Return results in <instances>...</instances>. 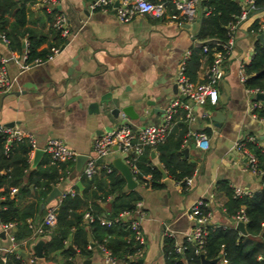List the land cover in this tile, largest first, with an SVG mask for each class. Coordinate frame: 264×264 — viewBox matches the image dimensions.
I'll return each instance as SVG.
<instances>
[{"label":"crops","instance_id":"crops-1","mask_svg":"<svg viewBox=\"0 0 264 264\" xmlns=\"http://www.w3.org/2000/svg\"><path fill=\"white\" fill-rule=\"evenodd\" d=\"M87 2L88 0H58L54 7L56 11L65 14L70 34L62 36L59 33L65 39V42L60 43V52L44 62L25 61L23 54L27 38H21L19 49H12L8 41L0 36V54L6 59V72L12 80L10 91L0 93V124L13 123L16 132L34 138L35 147L28 158L30 169L47 166L49 155L44 146L50 137L61 138L76 152L87 155L92 153V143L97 135L109 126L120 124L121 114L113 117L109 113L102 115L89 112L88 103L98 100L101 95L107 92L112 94V107L132 103L140 110L145 106L146 110L141 112L145 115L146 124H159L163 120V112L152 109H164L176 97L183 99L178 89L174 91L173 86L184 53L190 50L185 70L194 81L203 80L209 64L208 55L194 50L202 40L198 35L204 9L202 5L194 22L178 24L150 14H136L129 21H120L114 13L89 10ZM26 6V25L48 36V40L38 48L47 47L48 41L54 43L56 30L51 24L53 12L50 11V3L31 0ZM254 20L258 24L264 20V7L252 9L235 32L234 50L224 66V79L229 87L226 102L222 103L219 99L214 104L210 101L192 104L195 119H188L182 106L176 107L165 141L167 146L164 145L163 150L146 146L140 155L161 170V177L156 179L157 186L150 184L151 173H142L141 181L134 179L136 186L133 189L141 195L145 209V216L141 219L145 244L140 264H164L161 251L164 229L172 231L176 242H184L185 234L195 225L191 207L197 199L203 198L207 202L208 224L236 227L234 215L225 206L228 189L233 192V187L241 186L254 192L262 188L260 175L246 168L245 156L237 150L235 144L239 137L247 134L256 135L259 141L264 140V120L251 114L252 95L238 75L239 63H249L254 54L255 41H261L258 38L261 32L250 29ZM219 90L222 95V82ZM118 98L121 99L120 102ZM135 99H140L141 103H136ZM147 100H153L154 104H146ZM215 111L224 115L220 122L212 120L211 115ZM125 121L136 127L143 125V120L140 119L127 118ZM199 131L206 132L209 138L206 149L195 143L194 135ZM179 140L181 148L178 151L182 152L183 158L195 164L193 174L186 177L188 181L185 182V188L168 174L160 160L162 151H174L173 143ZM193 143L195 146H192ZM185 147H188V155L182 151ZM37 149L42 151L36 153ZM116 157L124 162L122 154L117 150L108 154L105 160L121 174L113 163ZM70 161H73L72 168L67 165ZM61 163H66L67 169L53 184L61 193L46 202L53 187L47 192L41 203V208L45 210L49 205L58 203L60 195L69 189L81 193L84 188L81 179L84 176V163L78 169L76 158L60 160L55 164L59 172H63ZM137 169L139 172L138 167ZM145 180L147 183L143 184ZM125 190H129L126 184ZM18 197L16 190L15 198ZM99 203L108 208L106 202ZM38 218L39 216H35V219H31L34 225L41 223ZM14 229L15 224L12 232ZM48 237V233L35 235L32 232L29 242L25 244V259L31 252L35 254L33 246L39 239H43L45 243ZM0 239L3 246L8 245L6 235L4 238L0 236ZM72 246L76 252L71 251L72 254L68 257L71 264H107L96 244H90L87 254H81ZM54 256L60 262L63 261L60 255ZM50 261L55 260L44 255L36 256L30 264H49Z\"/></svg>","mask_w":264,"mask_h":264},{"label":"trees","instance_id":"trees-1","mask_svg":"<svg viewBox=\"0 0 264 264\" xmlns=\"http://www.w3.org/2000/svg\"><path fill=\"white\" fill-rule=\"evenodd\" d=\"M28 1L31 0H0V32L5 35L12 49H19L21 38H27L26 62L36 57L45 59L50 53L51 46H60L61 41L65 42L64 37H61L58 30L53 27L56 30L55 42L48 41L47 47L38 48L40 44L48 40V36L26 25ZM255 4V9L262 8L264 0H256ZM202 6L204 9L198 32L201 41L209 37L227 40L229 35L226 25L234 19V15L240 12L239 2L237 0H203ZM206 8H210V11L206 12ZM258 26L257 20H254L250 29L258 32ZM194 50L208 55V62L211 61L210 50H204L201 45ZM194 53L197 54V52ZM245 73L243 81L245 87L264 86V42L259 39L255 41L251 60L245 63ZM257 112L259 115H264V107L257 109ZM167 137L156 147L163 150ZM5 138L6 134L0 131V187L2 188L0 194L5 195V198L0 200V222H14L13 234L16 241L20 243L23 254L19 253L17 256L15 252H6L5 259L0 258V264H24L27 255L25 244L29 242L33 232L28 219L39 216V221H43L46 210L41 208V203L58 177L65 173L67 165L73 167V161L68 162L67 165L61 163L63 172H59L55 165L58 162L50 164V156H48L47 166L30 169L28 158L32 147L27 137L14 140L8 150H5ZM180 142L179 140L173 143L174 151L172 149L166 153L162 151L160 160L168 174L173 176L182 188H185V179L193 174L195 164L182 157V152L178 151L181 148ZM249 146L258 159V174L262 188L241 196H234L232 190L228 189V200L225 202L227 211L233 215L241 207L244 208L247 216L244 223L245 233L236 227L208 224L202 250L198 253L196 252L197 244L186 240L183 242L185 245L183 251L176 253L174 237L164 235L161 245L164 264H201V253L208 259L217 258L209 264H264V149L255 143H250ZM136 164L140 170L135 175L136 179L141 181L142 173H151L150 184L157 186L156 179L161 177L160 168L150 164L142 156H139ZM81 179L84 182L81 193L74 195L66 193L57 205L56 223L50 229L49 237L43 245L44 257L54 259L57 264H71L68 257L72 253L68 249V243L74 245L81 254H87L91 248L90 244L93 243L98 247L99 245L107 247L119 260L127 259V255L139 247L128 225L129 221L121 218L111 225H103L96 217L111 218L123 210H132L136 200L141 199V195L136 189L125 190L126 180L115 168L111 171L102 168L93 177L82 176ZM13 186L17 187L18 199L9 195V190ZM99 201L106 202L108 208H104ZM85 210H89L96 217L92 221H86L83 217ZM56 254L63 258L62 262L54 256ZM128 264H140V257L129 260Z\"/></svg>","mask_w":264,"mask_h":264},{"label":"built area","instance_id":"built-area-1","mask_svg":"<svg viewBox=\"0 0 264 264\" xmlns=\"http://www.w3.org/2000/svg\"><path fill=\"white\" fill-rule=\"evenodd\" d=\"M50 3V11L53 12L52 27H54L62 36H68L70 34L67 18L62 11H56L55 5L58 0H41ZM203 0H88L87 7L89 10H101L103 12H111L116 15L120 21H129L136 14H150L157 18H167L169 21H175L178 24L192 23L198 17V9L201 7ZM256 0H239L241 6L240 12L234 15V19L230 20L226 27L228 32V39L222 41L216 37H209L200 41L198 44L203 47L204 50H210L211 61L209 62L202 81L192 80L185 72V61L190 55V50H187L183 58L180 61L177 73L174 81L176 83L178 92L182 95L183 99L174 98L171 99L168 105L163 111V120L159 124H145L142 126H135L131 122L124 121L120 124L112 126L110 129L104 130L97 135L92 143V153L87 154L84 161L82 174L91 178L97 174L100 169L111 171L112 166L105 160V157L112 151L117 150L122 154L124 162L129 166L132 176L136 179L137 160L143 153L146 146L156 147L159 143L166 139L168 130L172 120V114L176 107L182 106L186 110V117L188 119H195L192 112V104H203L206 101L216 103L219 101L220 90L219 86L224 78V66L228 58L231 56L234 50V37L235 32L238 30L240 24L248 17V13L256 8ZM206 12L210 11V8L205 9ZM258 32L264 33V20L259 22ZM0 36L8 41L3 33L0 32ZM210 45V47H209ZM60 46H51L50 53L46 55L45 59L34 58L27 63H41L51 59L60 52ZM24 59L26 61L27 55L24 51ZM5 57L0 54V93H6L12 88V80L8 77L5 68ZM238 75L241 81H244L245 63L244 61L239 63ZM247 88V87H246ZM247 91L252 95L250 103L251 114L259 119L264 120V115H259L257 109L264 107V100L256 98L257 93L264 94V86L247 88ZM0 131L6 134L5 138V150H8L12 146V142L22 137H27L31 147H35L34 138L31 135L23 136L16 132L13 126L6 124H0ZM195 143L197 146L206 149L209 144V138L204 131L195 133ZM255 143L264 149V140L259 139L254 134H247L239 137L235 144L239 152L245 156L246 168L253 173L259 172L257 166V156L251 150L249 144ZM44 150L48 152L50 161L52 163L60 160H74L79 154L68 145L64 143L61 138L50 137L44 146ZM61 178V177H60ZM138 180V179H136ZM188 180L186 179L185 182ZM147 181H143L146 184ZM179 183V182H178ZM17 187L13 186L9 190L11 197L15 196ZM66 193L74 195L75 189H69L67 192L62 193V198ZM251 191L241 187H233V195L241 196L244 194H250ZM5 195L0 194V200H3ZM60 198V200H61ZM59 200V201H60ZM58 201V203H59ZM49 205L46 208L43 221L38 225H34L31 219H28L30 227L33 229V234L39 235L41 233H49L50 229L54 227L56 223L57 205ZM207 202L203 198H199L191 207V214L195 221V225L192 229L185 234V240L194 242L197 244L196 252H200L202 244L205 241V235L208 232V220L209 211L206 210ZM145 216V209L142 199H138L135 202V206L132 210H123L117 216L105 217L95 216L89 210H85L83 217L86 221H92L95 217L103 225H111L114 222H118L121 218L127 219L128 225L133 231L134 240L139 244V247L133 252L127 255V259L119 260L110 249L103 245H99L101 253L103 255V261L107 264H128L129 260L135 257H140L145 244V235L141 228V219ZM237 223L242 221L246 222L247 216L244 212V208L241 207L234 215ZM14 222L1 223V230L4 231L6 238L8 239V245L3 246L0 239V258L5 259L6 252H15L17 256L22 253L20 249V243L16 241L12 232V226ZM168 235L173 237V233L170 230L164 229L163 236ZM185 248L184 243L174 242V251L181 253ZM36 259V256L31 252L30 256L24 260V264H30ZM49 264H57L56 261H50Z\"/></svg>","mask_w":264,"mask_h":264},{"label":"water","instance_id":"water-1","mask_svg":"<svg viewBox=\"0 0 264 264\" xmlns=\"http://www.w3.org/2000/svg\"><path fill=\"white\" fill-rule=\"evenodd\" d=\"M258 38L261 39V41H264V33L261 32L258 34ZM222 84L224 87V93L222 95H219V99L222 103H225L227 98H228V93H229V87L227 84V81L223 78L222 79ZM174 91H177V86L176 83L173 86ZM180 96L182 97V95L180 94ZM111 97L112 94L110 92H107L103 95H101L99 97L98 100H94L91 101L90 103H88V110L89 112H94L97 114H102L105 115L107 113L111 114L113 117H118L121 114V119H120V123L124 122L127 118L129 119H140L143 120V125L146 124L145 122V115H143V113L141 111H145L146 107L142 106V108L137 109L134 104L132 103H128V104H124V105H115V106H111L110 101H111ZM256 98L259 99H264V94L263 93H257L256 94ZM120 98H118V102H120ZM136 103H141L140 99H135ZM146 104H154L153 100H147ZM152 110L154 111H164L163 108H159V107H154ZM223 114L219 111H215L212 113L211 117L212 120H214L215 122H220L223 118ZM110 119L112 117H109ZM6 125L12 126L13 123H5ZM118 124V123H117ZM112 126L107 127V129H110ZM192 146H195V143L192 144ZM40 151H42L41 149H37L36 153H39ZM183 152H185V155H188V147H185L182 149ZM87 155L86 154H82L79 153L76 156V167L78 169H80V167L82 166V164L84 163L85 159H86ZM114 165L116 166V168L121 172V174L123 175V177L126 180V186L129 189H133L136 186V181L134 180L131 170L129 168V166L123 162L119 157H116L113 161ZM61 193V191L55 186L51 189L50 193L48 194L47 198H46V202L50 201L52 198H54L55 196L59 195ZM44 206V204L42 205ZM244 223L242 221H239L236 224V228L239 229L241 232L245 233V227H244ZM4 231L0 232V236L2 238H4ZM43 245H44V240L43 239H39L33 246L34 252L36 254L37 257H43ZM68 249H70L73 253L76 252V249L72 246V244L68 245ZM23 253V252H22ZM200 258H201V264H209L211 262H214L217 260V258L214 259H208L205 257V255L203 253L200 254Z\"/></svg>","mask_w":264,"mask_h":264},{"label":"rangeland","instance_id":"rangeland-1","mask_svg":"<svg viewBox=\"0 0 264 264\" xmlns=\"http://www.w3.org/2000/svg\"><path fill=\"white\" fill-rule=\"evenodd\" d=\"M96 247H97L98 251H100V252H101L100 248H99L98 246H96Z\"/></svg>","mask_w":264,"mask_h":264}]
</instances>
